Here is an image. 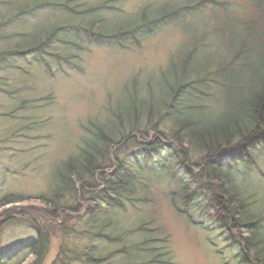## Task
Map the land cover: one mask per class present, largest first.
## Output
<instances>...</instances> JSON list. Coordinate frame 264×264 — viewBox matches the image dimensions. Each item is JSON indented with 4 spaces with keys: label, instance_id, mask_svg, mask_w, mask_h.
<instances>
[{
    "label": "rangeland",
    "instance_id": "rangeland-1",
    "mask_svg": "<svg viewBox=\"0 0 264 264\" xmlns=\"http://www.w3.org/2000/svg\"><path fill=\"white\" fill-rule=\"evenodd\" d=\"M88 1L92 5H98L96 4L98 0ZM122 1H124L122 8H125V13L122 15L126 17L131 13L135 14L145 4L159 5L155 0ZM228 1L230 2L226 3L223 11L217 7L207 12L200 9L184 10L182 16L174 20V26L155 34L152 31L145 33L141 47L133 50L122 52L117 48L98 47L96 43L89 44L87 49H80L78 54L80 59H76L74 63L70 65L63 63L60 66L53 63L56 77L48 78L40 71L45 76L41 77L37 73L38 66L32 67L23 59L24 57L12 59L14 67L11 66L8 72L0 71V82L5 83L4 86L7 88L16 89L18 100H22L23 97L36 98L37 95L42 99L40 95L46 96V92L49 91H53L55 95L52 100L43 102L45 105L48 103L43 108L34 109L38 103L30 102L24 109V113L28 112L26 115L29 120L36 122L33 128L34 134L29 135L30 137L15 138L13 134L15 130L11 131L5 122L0 125V142H2L0 143V197L4 196L3 199L7 197L6 200L0 199V228L2 227L0 251L15 249L24 241L36 239L35 232L28 230V224L19 220V213L43 207L41 198L48 196L47 186L52 168L77 152L81 137L84 135L81 131L82 126L88 119H101L100 113L106 99L109 105L113 104L115 108L123 104L128 105L130 84L140 87L150 77L151 88L145 91L143 98L154 97L158 94L155 91L159 90V84L163 80L175 81L173 74L176 71L182 75L188 74L186 81L177 82L174 86L176 91L184 93L185 108H175L174 112H167L166 115L187 120L191 124H199L197 127H192L195 133H199L203 128L210 129L203 135L213 132L211 128L218 130L228 128V131H231L230 127L233 123L246 118L247 111L242 107L238 96L244 93L248 85L250 96V92L255 91L258 84L251 87V82L264 78V1ZM22 2L23 0L12 2L7 0L6 4L20 5ZM206 2L203 4L208 7ZM171 8L174 7L158 11V18L172 13L174 10ZM2 10L4 11L5 8L3 7ZM43 16L38 18L39 15H30L25 21L20 20L25 29H19V34L22 35L24 30L29 33L36 31L37 28L46 27L48 22ZM129 23H134L130 28L134 30L137 23L143 22L136 23L135 20L130 19ZM7 32H16V27H8ZM240 47L249 51L243 58L248 60L247 66L228 67ZM192 51L195 52V56L190 59ZM234 63L241 64V61L237 60ZM216 67H220L218 73L215 72ZM209 70L219 79V83L211 87L198 79L202 75H208ZM136 71L142 76L133 74ZM154 81L156 85L153 84ZM205 84L207 86H204ZM194 85L203 96L187 95L189 88ZM16 104L8 97H0V114L4 112L7 114L16 107ZM261 109L259 108V111ZM103 112L105 114L104 110ZM0 119L6 120L3 116ZM8 121L13 125L12 121ZM19 124L18 121L15 126ZM164 126L162 124L158 129L162 130ZM238 140L239 138L232 143L236 144ZM170 143L173 145L174 142L170 141ZM75 148L76 150L70 154ZM134 148L131 146L129 150ZM183 151L189 159L192 173H196L199 170L196 164L207 157L202 156L206 155V152L195 153L185 143ZM252 160L254 161H251V168L255 166L254 155ZM156 167L152 165L151 168ZM199 172L203 174L201 182L205 181L207 175L203 170ZM156 178L158 177H150L153 184L150 185L147 194L155 202L156 210L148 208L143 211L142 217L153 218L169 235L176 264H233L230 263L234 261L230 257V249L227 248L230 244L227 241L229 236L227 230L222 229L212 220L205 221L203 226L208 227L206 230L202 227L201 230L195 228V225L185 216L178 214L171 204L169 197L175 193L177 199L187 206L205 208V194L200 187L198 177L187 178L181 175L174 183H170L165 176L160 177L159 181H156ZM211 182L214 186V181ZM235 182L241 184L238 187L243 189L240 196L247 195L252 200L251 210L255 215H264V179L250 175L246 171V175L236 179ZM76 201H82L81 194H78ZM65 203L75 205L74 200ZM8 216L12 218L6 220ZM38 219L41 221L38 225L43 227L46 233L45 239L51 237V245L61 250L60 245L67 242L61 234L70 231L74 224L73 220L63 225V220L59 224H53L49 217L44 215H38ZM59 225L62 233H53ZM80 237H71L68 245L74 247L73 239L79 246ZM49 248H46L44 257L47 256ZM216 253L223 258V261ZM10 255L11 252L3 257V261L5 258L8 260ZM37 260L36 254L27 256L23 264H38Z\"/></svg>",
    "mask_w": 264,
    "mask_h": 264
},
{
    "label": "trees",
    "instance_id": "trees-1",
    "mask_svg": "<svg viewBox=\"0 0 264 264\" xmlns=\"http://www.w3.org/2000/svg\"><path fill=\"white\" fill-rule=\"evenodd\" d=\"M103 1L106 2L104 8L107 9L121 0ZM6 2L7 0H0V56L11 53L12 56L23 57L29 49H46L49 58L56 59L57 66L63 63L70 65L80 59V49H85L89 44L117 42L114 26L129 23L130 19L136 23H145L150 18L156 20L158 11L170 7L168 2L152 7L146 5L135 14L127 17L121 14L115 18V22L102 24L95 16H88L80 4H72L70 0H23L20 5L11 6ZM55 3L57 8L50 9L51 13L43 9L44 6ZM42 9L47 13L44 19L48 25L29 33L24 30L20 35L19 29L24 28L20 20H26ZM26 13L30 15L27 16ZM10 26L16 27V32L8 33ZM137 73L136 75L141 76L139 71ZM173 77L174 82L163 80L159 84V90L155 91L158 94L154 97L143 98L145 91L151 88V79L140 87L131 84L128 89V105L123 104L118 108L113 104L105 106V122L91 123L85 127L87 137L83 138L79 152L69 157L64 169L58 170L51 179L50 193L41 198L43 207L36 209L35 215L48 216L53 224L63 220L65 225L73 220L70 231L64 234L69 239L84 236L80 237L79 246L73 239L74 247H70L68 243L61 245V264H92L94 259L102 257L109 264H175L166 233L130 212L137 211L142 202L149 200L148 186L153 182L147 180L149 170L146 166L158 158L163 150L170 152L171 157L176 158L180 164L181 160L176 157L175 152L183 151L184 143L195 153H213L232 144L237 138H246V142L257 144V140L251 141L249 137L264 127L262 92L250 97L247 104H250V113L244 120L233 123L231 131L228 128H211L213 132L203 135L210 129L203 128L195 133L192 127L199 124L166 115L167 112H174L175 108H185L184 93L176 91L174 86L177 82L186 81L189 75L176 71ZM201 80L208 82L209 76L202 75ZM4 84L0 82L2 88ZM153 84L156 85V81ZM5 91L9 96L16 93L15 89ZM44 101L45 99L32 101L38 103L34 109L48 105L43 104ZM26 104L22 102L20 108L26 107ZM259 105L260 109L263 106L260 112ZM24 114L19 118L22 119ZM162 124L165 125L164 128L158 129ZM134 134L136 137H132ZM166 140L174 142L171 148L164 144ZM134 141L138 148L129 150L128 146ZM112 149L115 158L111 157ZM211 161H207L206 175L216 181L220 197L213 201L223 203L217 206L224 217V224L241 235L238 239L241 247L253 254L255 264H264V215H255L251 210L250 197L240 196L243 189L238 187L239 183L232 181L233 172L224 168V159L216 157ZM157 164L156 162V171L163 173V163ZM97 188L100 189L99 192ZM78 194L82 195V201H76ZM109 194L121 199L111 201L108 199ZM72 200L75 205L65 203ZM57 228L55 231L60 232V225ZM44 234V228L41 227L39 240L33 249L35 254L39 255L48 242Z\"/></svg>",
    "mask_w": 264,
    "mask_h": 264
},
{
    "label": "bare ground",
    "instance_id": "bare-ground-1",
    "mask_svg": "<svg viewBox=\"0 0 264 264\" xmlns=\"http://www.w3.org/2000/svg\"><path fill=\"white\" fill-rule=\"evenodd\" d=\"M9 1L12 2L14 0H9ZM53 1H55V0H53ZM70 1L73 2L72 4H75V2L77 4H80L88 16H90V17L95 16V18L97 20L100 19L99 21L102 24H104V23L109 24V23L115 22V18L118 15H121L125 12V8H122V6L124 5V1H122V0L119 1V3L117 5L110 6L111 8H107V9L104 8L106 2H104L103 0L97 1L96 4H98L99 6L90 4L88 0H70ZM186 1L189 4H195L198 2L197 0H186ZM56 8H57L56 3L51 5V6H44L43 7V9L46 10L47 13H51L50 9H56ZM43 9L39 10V12H37V13H34L33 16L39 15L38 18H41L44 15L43 16V18H44L47 13H45ZM171 9L174 11L170 14H172L176 17L180 16V13L176 8H171ZM26 14H27V16L30 15V13H26ZM166 15H168V14H166ZM166 15L158 18L160 20L161 24L159 25V27H156V28H154L149 23H137V26L134 30L130 29L134 23H126V24L114 26L113 32L119 33L123 39V48L121 49V51L122 52L129 51V50H133L134 48L141 47L142 37L145 35V33L148 30H153V34H155V33L160 32L163 29H166V27H165V16ZM21 20L25 21L24 19H21ZM18 22L20 23V21H18ZM12 59H14V60L20 59V57L19 56H12V57L3 58L0 56V71L1 72H8L9 71V68H11V66H13V62H14V60H12ZM25 60L32 67L38 66L37 73L40 74L41 77H45V76L48 78L56 77L55 76V74H56L55 68L52 67L53 66V63H52L53 60L49 58L48 53H46V49H34V50L29 49V50L25 51ZM40 71H42L45 76L42 75ZM32 72H33V70H32ZM28 75H31V74L28 73ZM54 97H55V95H54L53 91L46 92V96L40 95V98L45 99V100H52ZM36 98H39V95H37ZM2 116L4 117V115H0V117H2ZM4 122L9 125L11 131L15 130V131L24 132L30 136L32 134H34L33 129L29 126L17 128L14 124L12 125L7 119L6 120L0 119V125ZM132 145H129L128 149H130V147ZM111 157L115 158V156L113 155V149L111 151ZM65 166H66L65 160L58 162L54 166V168H52L51 173L49 175V178L52 179L53 176H55V174L58 172V170H63ZM99 191H100V189L97 188V192H99ZM108 199H110L111 201H115L117 199H121V197H117L115 195L109 194ZM92 264H109V263L107 260H105V258L102 257V258L94 259L92 261Z\"/></svg>",
    "mask_w": 264,
    "mask_h": 264
},
{
    "label": "water",
    "instance_id": "water-1",
    "mask_svg": "<svg viewBox=\"0 0 264 264\" xmlns=\"http://www.w3.org/2000/svg\"><path fill=\"white\" fill-rule=\"evenodd\" d=\"M56 255L57 251L55 249H52L45 264H52V262L55 260Z\"/></svg>",
    "mask_w": 264,
    "mask_h": 264
}]
</instances>
